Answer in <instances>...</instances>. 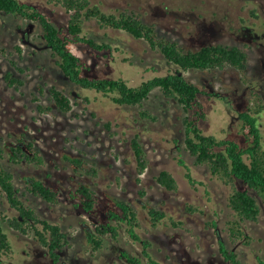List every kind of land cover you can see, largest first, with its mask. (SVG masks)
<instances>
[{
	"label": "rangeland",
	"instance_id": "374dc122",
	"mask_svg": "<svg viewBox=\"0 0 264 264\" xmlns=\"http://www.w3.org/2000/svg\"><path fill=\"white\" fill-rule=\"evenodd\" d=\"M22 1L48 13L55 25H65L68 15L61 6L46 0ZM91 1L106 11L127 8L139 12L144 21L155 24L159 35L188 48L197 49L212 43H249L246 74L250 86L264 99V0ZM84 32L114 48L98 52L84 45L75 46L74 51L87 64L91 76H121L129 84L137 85L175 68L146 41L122 30L101 29L92 20L85 22ZM0 46L6 49L7 55L0 53V139L2 143L14 142L15 137L9 134L24 133L26 139L34 141L44 158L40 165L24 161L13 163L8 158L3 164L13 174L19 197L39 218L58 224L67 233L68 243L60 252L61 264H129L122 252L147 264L142 245L124 228L119 229L115 239L110 234L104 235L97 250L88 243L86 229H93L92 223L97 218L107 220L104 212L112 206L109 196L126 200L136 208L138 234L150 242L149 254L163 264H230L219 253V239L235 251L241 261L264 264V211L258 221L245 222L253 238L251 244L230 240L229 188L212 176L205 165L195 163L194 157L185 150L182 122L185 112L177 101L154 89L140 106L118 105L80 89L56 66L55 58L40 37L39 26L19 17L0 14ZM16 46L20 47V53ZM9 59L16 60L23 72L12 67ZM7 71L22 78L24 85L19 89L9 87L4 80ZM184 74L201 88L218 93L217 97L209 98L204 94L199 97L206 114V118L198 122L202 132L244 143L236 115L249 104L251 87L240 80L239 73L227 67L214 71L188 70ZM37 84L44 88L45 94L39 95L42 104H51L48 88L54 85L70 96L72 109L64 113L54 107L49 113L39 112L32 100ZM85 96L90 102L84 100ZM145 110L157 119L142 116L141 111ZM258 123L264 146V110L259 114ZM135 135L148 160L141 175L137 174L130 147ZM64 156L80 160L81 167H74ZM178 158L189 166L196 180L194 185L188 182ZM162 169L173 174L178 183L177 191L165 190L158 184L155 177ZM30 177L57 189L58 202L50 203L31 193L27 189ZM79 184H89L95 189L99 198L95 213L85 212L69 199L70 191ZM141 191L144 194L141 195ZM150 206L165 212L155 226L148 215ZM0 210L6 216L17 214L4 199ZM3 227L13 245L10 256L1 255L5 264H50L46 248L32 230L23 234L6 222Z\"/></svg>",
	"mask_w": 264,
	"mask_h": 264
},
{
	"label": "trees",
	"instance_id": "16d2710c",
	"mask_svg": "<svg viewBox=\"0 0 264 264\" xmlns=\"http://www.w3.org/2000/svg\"><path fill=\"white\" fill-rule=\"evenodd\" d=\"M46 2L59 5L65 10L68 15L65 25H55L48 13L22 0H0V14L19 17L38 25L40 37L55 58L56 66L71 83L84 91L99 94L118 105L140 106L154 89H159L166 98L177 101L185 112L182 119L185 150L194 157L195 163L205 165L212 176L220 179L229 188L227 206L231 210L232 217L227 220V228L230 240L240 241L245 245L251 244L253 238L247 232L245 222L258 221L264 211V146L262 130L258 123L259 114L264 110V99L259 91L250 86L246 74L250 44L212 43L192 49L174 39L159 35L155 24L144 21L142 15L132 9L106 11L100 4L91 0H46ZM252 14L254 15L255 12L253 11ZM92 20L101 29L122 30L134 38L146 41L152 49H157L168 63L174 65V70L169 69L165 73L156 74L137 85L129 84L121 76L89 75L87 72L89 67L74 51L75 46L84 45L98 52L114 49L110 43L97 42L84 32L85 22ZM15 48L20 53V47ZM0 53L6 55V49L0 46ZM9 62L16 70L23 72V68L16 60L9 59ZM227 67L234 68L239 73L240 80L251 87L249 104L236 115L244 143L202 132L198 122L204 120L206 114L199 97L202 94L209 98L217 97L218 93L201 88L184 74L188 70L214 71ZM4 80L9 87L15 89H19L25 83L11 71L5 73ZM36 87L37 93L33 92L32 100L36 102L39 112L49 113L54 107L64 113L72 109L73 102L65 91L54 85L50 86L48 100L51 104L44 105L39 100V95L45 94L43 85L37 84ZM84 100L90 102L88 96H85ZM141 114L151 120L157 119L148 110L141 111ZM9 136H14L15 141L2 143L0 139V202L4 199L17 214L6 216L0 210V264H5L1 255L10 256L13 251L12 242L3 227V222L23 234L32 230L38 242L46 248L50 264H61L60 252L68 243L67 233L62 231L58 224L39 218L19 197L18 189L13 182V174L3 164V160L8 158L13 163L24 161L27 164L40 165L44 162L43 155L32 139L25 138L24 133L9 134ZM130 147L136 162L137 174L141 175L148 165V160L138 135L130 140ZM64 159L74 167H81L80 160L76 158L64 156ZM177 160L185 168V176L190 185H194L196 180L191 176L189 166L183 159ZM155 179L165 190H178L175 177L167 169L160 170ZM27 180L30 182L27 189L31 193L50 203L58 202L57 189L35 177ZM140 194H144V191ZM69 199L85 212L95 213L98 210L99 198L95 189L89 184H79L70 191ZM109 199L112 206L104 212L107 220L102 221L97 218L92 223L93 229H86L87 241L91 247L94 250L99 249L104 235L110 234L115 239L119 235V229L124 228L133 240L142 245L147 264H163L149 254L147 249L150 247V242L138 234L139 221L136 208L118 197L109 196ZM190 208L187 207L188 210ZM147 210L154 226L165 216V212L155 206H150ZM218 250L224 261L230 264H248L241 261L238 254L229 249L222 239L218 240ZM122 256L129 264H141L138 257L130 256L127 252H122ZM257 259L263 263L259 257Z\"/></svg>",
	"mask_w": 264,
	"mask_h": 264
}]
</instances>
